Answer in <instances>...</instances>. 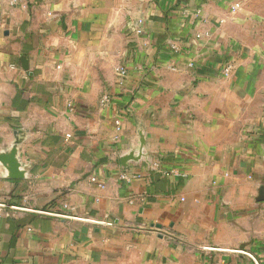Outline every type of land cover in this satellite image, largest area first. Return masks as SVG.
Here are the masks:
<instances>
[{
  "label": "crops",
  "instance_id": "obj_1",
  "mask_svg": "<svg viewBox=\"0 0 264 264\" xmlns=\"http://www.w3.org/2000/svg\"><path fill=\"white\" fill-rule=\"evenodd\" d=\"M16 130L0 264H264V0H0Z\"/></svg>",
  "mask_w": 264,
  "mask_h": 264
},
{
  "label": "water",
  "instance_id": "obj_2",
  "mask_svg": "<svg viewBox=\"0 0 264 264\" xmlns=\"http://www.w3.org/2000/svg\"><path fill=\"white\" fill-rule=\"evenodd\" d=\"M16 133L17 135H15L9 147L0 150V165L5 171L4 176L8 179H23L27 173L26 167L20 163L18 155V146L23 141L24 131L16 130ZM138 134L139 146L136 149H130L120 157L123 166H127L129 161H138L142 156V149L145 145L142 129L139 130Z\"/></svg>",
  "mask_w": 264,
  "mask_h": 264
},
{
  "label": "built area",
  "instance_id": "obj_3",
  "mask_svg": "<svg viewBox=\"0 0 264 264\" xmlns=\"http://www.w3.org/2000/svg\"><path fill=\"white\" fill-rule=\"evenodd\" d=\"M13 4H17V3H19V1L20 0H10ZM229 69H230V66H228V67H226L225 68V72H228L229 71ZM120 75H124V71H121L120 72ZM116 124H119L118 123V121H116ZM118 129V128H117ZM139 175H132L131 177L132 178H135V177H138ZM121 178L122 179H124V180H129V175H127V174H125V173H123L122 175H121ZM92 182H96V179L94 178V177H91V179H90ZM59 215V214H58Z\"/></svg>",
  "mask_w": 264,
  "mask_h": 264
}]
</instances>
